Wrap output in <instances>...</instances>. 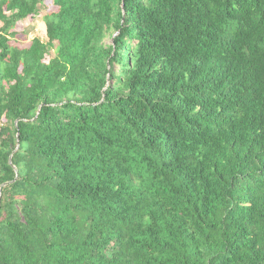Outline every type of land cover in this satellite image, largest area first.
Listing matches in <instances>:
<instances>
[{"label":"trees","instance_id":"1","mask_svg":"<svg viewBox=\"0 0 264 264\" xmlns=\"http://www.w3.org/2000/svg\"><path fill=\"white\" fill-rule=\"evenodd\" d=\"M46 1L0 0V264H264V0H52L12 46Z\"/></svg>","mask_w":264,"mask_h":264},{"label":"rangeland","instance_id":"2","mask_svg":"<svg viewBox=\"0 0 264 264\" xmlns=\"http://www.w3.org/2000/svg\"><path fill=\"white\" fill-rule=\"evenodd\" d=\"M39 13L36 16H30L25 20H21L17 23L13 32L16 34L11 36L10 44L19 48H26L32 44L34 37H41L47 40V26L44 17L52 12L58 11L57 5L52 0H47L43 5H40ZM2 24L0 23V26ZM107 43H113L111 38L106 40ZM49 60V56L46 61ZM2 121L0 120V125Z\"/></svg>","mask_w":264,"mask_h":264},{"label":"water","instance_id":"3","mask_svg":"<svg viewBox=\"0 0 264 264\" xmlns=\"http://www.w3.org/2000/svg\"><path fill=\"white\" fill-rule=\"evenodd\" d=\"M0 194H1V192H0Z\"/></svg>","mask_w":264,"mask_h":264}]
</instances>
